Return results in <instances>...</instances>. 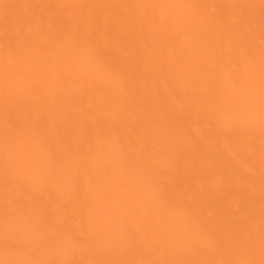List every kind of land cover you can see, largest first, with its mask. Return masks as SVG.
<instances>
[{
	"label": "bare ground",
	"instance_id": "1",
	"mask_svg": "<svg viewBox=\"0 0 264 264\" xmlns=\"http://www.w3.org/2000/svg\"><path fill=\"white\" fill-rule=\"evenodd\" d=\"M264 0H0V264H262Z\"/></svg>",
	"mask_w": 264,
	"mask_h": 264
},
{
	"label": "snow or ice",
	"instance_id": "2",
	"mask_svg": "<svg viewBox=\"0 0 264 264\" xmlns=\"http://www.w3.org/2000/svg\"><path fill=\"white\" fill-rule=\"evenodd\" d=\"M262 264H264V262H262Z\"/></svg>",
	"mask_w": 264,
	"mask_h": 264
}]
</instances>
